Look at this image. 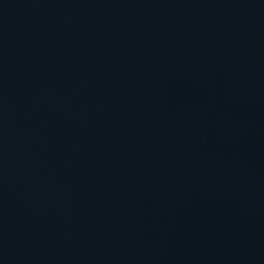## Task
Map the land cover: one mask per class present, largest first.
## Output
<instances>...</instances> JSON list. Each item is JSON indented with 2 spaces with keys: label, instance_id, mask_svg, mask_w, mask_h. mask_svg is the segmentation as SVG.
<instances>
[{
  "label": "water",
  "instance_id": "obj_1",
  "mask_svg": "<svg viewBox=\"0 0 264 264\" xmlns=\"http://www.w3.org/2000/svg\"><path fill=\"white\" fill-rule=\"evenodd\" d=\"M0 264H264V0H0Z\"/></svg>",
  "mask_w": 264,
  "mask_h": 264
}]
</instances>
